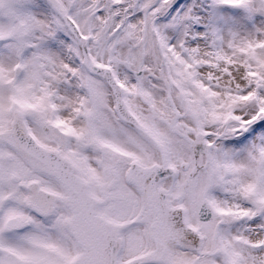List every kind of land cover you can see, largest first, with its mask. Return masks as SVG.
I'll use <instances>...</instances> for the list:
<instances>
[{"label":"snow or ice","instance_id":"snow-or-ice-1","mask_svg":"<svg viewBox=\"0 0 264 264\" xmlns=\"http://www.w3.org/2000/svg\"><path fill=\"white\" fill-rule=\"evenodd\" d=\"M0 264H264V0H0Z\"/></svg>","mask_w":264,"mask_h":264}]
</instances>
